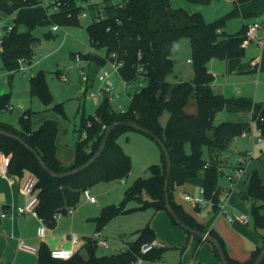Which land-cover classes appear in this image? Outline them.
Masks as SVG:
<instances>
[{"label": "trees", "instance_id": "obj_1", "mask_svg": "<svg viewBox=\"0 0 264 264\" xmlns=\"http://www.w3.org/2000/svg\"><path fill=\"white\" fill-rule=\"evenodd\" d=\"M0 0V14L12 16V29L3 36L0 50L1 68L7 71L20 69V59L32 62L35 45L41 39L34 34L38 27L52 25L76 27L81 25L80 14L90 10L93 20L87 25L89 44L92 49L84 57L88 62L96 61L104 65L110 59L122 61L120 77L137 89L124 110L116 109L105 95L94 114L81 117L80 136L75 143V159L65 165L57 156L56 141L59 123L56 119H46L37 128L33 127V110H25L18 118V125L0 121V128L22 138L34 148L47 165L56 172L72 170L91 158L99 148L106 128L118 121H134L149 129L166 144L172 159L169 182V199L178 218L191 228L208 232L222 245L227 260L231 264H253L262 246L254 250L249 259L239 261L229 255L226 243L218 231L209 229L175 201L174 190L188 181L201 180L204 197L214 207H218L221 197L220 176L224 173L223 153L229 142L236 136L250 133L253 125L249 122L224 120L214 123L216 115L223 111L252 112V122L264 137V102H257L248 96H225L212 88L214 75L209 72L212 59L227 60L242 57L245 48L241 46L248 25L232 34L224 31L229 18L240 16L239 4L249 0H231L234 7L228 13L208 21L201 12H190L183 7H172V0H100L84 4L88 0ZM190 3L207 5L211 0H187ZM56 3L58 8L54 9ZM103 9L104 17L94 20ZM249 15V14H248ZM25 27V30L21 28ZM54 34L45 31L42 37ZM191 39L194 78L189 81L172 83L169 75L174 72L172 58L182 37ZM104 49V55L97 53ZM115 54V56H113ZM143 83V85H140ZM145 83V85H144ZM31 96H38L46 105L52 103L50 90L43 71L30 78ZM191 97L196 99V112L186 111ZM12 93L0 95V113L11 105ZM59 114L64 113L63 104L52 105ZM167 111L166 125L160 121ZM136 130L125 124L117 126L111 133L102 154L82 171L65 177L51 176L41 166L37 156L16 137L0 132V153L10 155L8 174L23 175L32 172L37 177L36 190L39 197L37 212L50 228H54L58 218L76 206L81 194L102 181L120 180L127 177L132 168L131 156L119 142V136ZM213 133V137H209ZM84 133L86 136H84ZM151 137V136H150ZM152 138V137H151ZM153 139V138H152ZM154 140V139H153ZM159 145V144H158ZM187 146L190 152H187ZM160 147V145H159ZM209 149L210 158L204 159V148ZM161 150V162L149 166L150 176L137 178L126 190L119 203L102 207L94 218L96 231H101L116 215L130 211L128 203L135 199L139 208L152 206L156 211L165 210L166 157ZM252 201L251 219L258 229H264V183L258 170L250 176L249 187L242 193ZM170 214V213H169ZM173 222L177 223L170 214ZM198 239L203 238L192 234ZM156 238L154 229L147 224L137 231V238L126 249L117 254L98 255L97 240L87 236L85 243L75 250L69 259L51 256L50 248L42 243L37 251L38 264H131L140 254L141 246ZM264 244V236H263ZM212 250L219 257L217 248ZM164 248H156L148 256L161 259ZM184 264V263H182ZM215 264H223L220 262ZM261 264H264V260Z\"/></svg>", "mask_w": 264, "mask_h": 264}, {"label": "crops", "instance_id": "obj_2", "mask_svg": "<svg viewBox=\"0 0 264 264\" xmlns=\"http://www.w3.org/2000/svg\"><path fill=\"white\" fill-rule=\"evenodd\" d=\"M213 1L215 0H211L209 5L212 4ZM227 1L231 7V11L234 7V4L231 0ZM93 2L96 1H87L84 2V4H90ZM217 4L219 5L220 2H218ZM238 8L240 11V16H238V18L242 19V25L240 29L244 24L248 25L249 27L255 21H261L263 23V27L257 31L255 38L246 47H244L245 54L242 57H234L227 60L214 58L209 62L208 70L214 75L215 78L214 82L212 83V88L216 93H221L228 97L248 96L252 97L257 102H264V44L260 45L257 42L258 38H264V0H249L240 3ZM85 12L88 16V11L85 10ZM198 12H202L204 14V8L200 7L198 9ZM81 14L80 19L82 18ZM14 17V15L6 17L0 14V21L3 20L7 24L12 22ZM214 18H218L217 15ZM53 26L54 25L50 26L45 31H51L53 34H56L57 31L63 28V26L58 25L59 27L54 30L52 28ZM21 30H25V27L21 28ZM224 31L226 32L225 29ZM65 34H68V32L65 31ZM90 51H92V49ZM82 56L83 55L80 54L75 55L76 58H81ZM173 57L174 55L172 56V58ZM83 59L85 58L83 57ZM32 62L24 61L21 64L19 70L14 72L8 71L6 78H4V81H6V84L8 85L3 84V87H1L3 88V91H0V94H2L1 92L12 93L11 105H9L6 109L13 111L17 106L21 109L19 116L27 109L32 110L30 105L27 106L28 102L30 103L32 96L30 93V80H26L27 78L24 77L26 75L21 76V72H19L18 74L17 72L22 68H25L24 63L31 65ZM188 62H192V60L188 58ZM1 66L2 65L0 63V70L2 69ZM174 76L177 80L172 83L189 81L179 78L178 74ZM193 76L190 80L194 78ZM67 78L68 77L64 75V79L67 80ZM19 88L21 89L22 93L19 91ZM242 113L244 114H237V116L235 117H230V114H227L226 116L228 120L252 123V131L245 134H252L254 137H256L257 135V141H261V143L264 142V137H262L259 130L254 127V123L252 122V112L246 111ZM35 116L36 115H32V120L35 118ZM40 116L43 117H41L37 126L34 123L35 119L33 120L34 128H37L44 120L52 119L49 118L50 116H46L45 114ZM0 121L10 123L15 126L18 125V122L16 123V121H12V119L9 121L7 118H2L1 116ZM60 129L61 128L59 124V131L56 141L57 156L65 165H69L72 162L73 155L71 156V158L65 159L63 155L58 154L59 146L61 145V138H59ZM62 137L65 138V135H63ZM78 140L79 137L74 142V145ZM62 147L63 150H69V148H65L64 146ZM260 147L262 149L260 148L261 152L259 154V157L260 160H263L264 146L261 145ZM73 150L75 152V146L73 147ZM247 154L248 153H245L243 154V156H240L245 158V161L243 163V174L236 180L235 185L231 187V180L228 179L224 183V185L220 184V202L225 205L224 212H222L219 208L220 204H218V207L216 208L209 200L207 204L203 206L205 208H209L207 213L204 212V208L201 205H193L192 203L184 200L185 193L192 194V192L198 189L200 194L201 190H203L201 180L188 181L183 185L177 186L174 190L175 201L181 204L186 209V211L192 214L199 222L205 224L206 227L218 231L226 243L229 255L239 261H246L247 259H249L252 252L263 245L264 236V229H258L252 223V201L250 199L244 198L242 194L249 187L250 176L253 171L258 170L259 175L264 183V176L260 172L256 160H254V155L251 154L250 157H246ZM226 166H228V163H225L223 169H225ZM231 170L232 171L230 174L235 175L237 173V166L231 167ZM233 170H235V173L233 172ZM132 173L133 161L131 171L125 178L127 179ZM10 177L0 176V264H38L37 251L42 243H45L50 248V250L55 248H73L77 250L85 243V238L87 236L94 237L95 235H99L101 238L102 230L96 231V222L94 220L93 234L87 235L86 231L82 230V224L85 223L87 217L95 218L96 216H98L102 208H100L97 215H93L96 213H93L92 211L90 213H87L86 211L81 210L77 204L76 206L72 207V212H70V208L66 213H71L72 215L69 222L65 223L62 218L64 215H61L58 218L56 226L54 228H50L44 221H41L39 217H36L30 213H20L18 211L19 207L24 206L27 203V201L29 200V196L22 193L20 189L22 176L15 174L11 175ZM123 180L124 178L122 180H115V184L107 186V189H105L104 193L110 194L113 198H119L120 202L123 199L122 196H124L127 188L129 187L127 183H121V181ZM97 187H100V189L102 190L104 186ZM113 190H116L118 194L113 192ZM89 194L91 196H94L90 193V191ZM86 198L88 199L90 204H95L97 202V199L96 202H92L87 196ZM111 200L112 199L109 197V199H107L105 202L111 204ZM261 212L264 213V207L262 208ZM4 213L6 214L5 216H3ZM154 213L155 219L150 226L156 233L155 239L159 240L163 244L164 251L161 259L166 264L170 263L164 257V253L168 248L171 247L178 249V251H182L179 254L180 260L177 262L178 264H215L220 262V257L215 255L212 250V244L209 241L203 239V241L199 242L197 238L190 236L188 234V230H186L182 226L174 224L175 222H173V220L165 214V210H155ZM242 214L246 215V217L248 218L247 221H243L240 218ZM91 215H93L94 217ZM42 224H44L45 226V232L43 235H39L38 228ZM78 230H81V233H79ZM74 234L77 235L78 238V242L76 244L72 241V236ZM20 242H24L25 244L33 246L34 248H36V250L34 252L27 251L20 247Z\"/></svg>", "mask_w": 264, "mask_h": 264}, {"label": "rangeland", "instance_id": "obj_3", "mask_svg": "<svg viewBox=\"0 0 264 264\" xmlns=\"http://www.w3.org/2000/svg\"><path fill=\"white\" fill-rule=\"evenodd\" d=\"M90 1L92 0H88V2ZM93 1L98 2L99 0ZM218 2H220L219 5L217 4ZM171 5L172 7L176 8L183 7L190 12H197L200 7L204 8V14L202 12L201 13L208 21L215 19L214 17H216V15L217 17H220L221 15L228 13L231 9L227 0H215L210 5L194 4L188 2L187 0H172ZM87 11L88 16L81 18L80 26L63 27L50 38L42 37L43 32L47 29V27H38L35 29L33 31L34 34L41 39L35 45V55L33 57V62L31 65L24 63L25 68H22L17 72V74L21 72V76L26 75L24 76L27 78L26 80H30L31 76L36 75L39 71L44 72L50 90L52 103L46 105L38 96H32L30 103L28 102L27 106L30 105L33 110V115H36L34 118V123L36 126L38 125L41 117H43L40 115L43 114L46 116L48 115L50 116L49 118L56 119L58 121L61 128L59 137L61 138V145L59 146L58 154L63 155L65 159L71 158L73 155L72 162L70 164H72L75 159L73 147L74 142L78 139L80 134L79 128L81 117L83 114L86 116L94 114L96 108L104 96L101 90V82L98 79L99 75L104 70L112 71V66L109 62L101 65L96 61L88 62L87 60L83 59V57H79L80 59L75 57L76 54L84 56L91 50L86 28L87 25L92 22L93 15L91 14L90 10L87 9ZM241 25L242 19L233 17L227 20L224 29L227 33H235L240 29ZM65 31H67L68 34H65ZM104 52V49L97 51V53L101 55H104ZM173 55L174 73L169 75V80L171 82L176 81L177 79L174 75L177 74L181 79L190 80L194 75L193 62H188V58L192 59V45L190 37L184 36L181 38L180 43ZM82 69L85 71V74L88 77L87 82L82 80ZM7 72L8 71L6 69L0 70V91H3V88L1 87H3V84H6L4 78H6ZM64 75L68 77L67 80L64 79ZM112 80L115 85V94L110 95L111 104L118 110L127 108L130 102V95L135 91V89H137V85L133 84V86L130 88L125 89L124 80L117 72L112 74ZM19 91L21 92L20 88ZM92 92L94 93L93 95ZM1 93L4 94L5 92ZM56 103L63 104V114H59L54 109H52V105ZM185 109L189 113L196 112L195 97L190 98ZM20 110L21 109L17 106L13 111L4 109L1 111L0 116L2 118H7L9 121L12 119V121H16L17 123ZM242 112L246 111L229 112L223 110L216 115L214 123L218 124L224 120L232 121L228 120L226 116L227 114H230V117H235L237 114H244ZM168 117L169 113L165 111L160 117L161 123L166 125ZM63 135H65V138L62 137ZM256 138H258L257 135L254 137L252 134H243L236 136L229 142L227 151L223 153L224 162L228 163V166L225 167V172L219 178V183L221 185H224L227 179L230 180L229 176L231 175L230 173L232 171L231 167H235L238 158L243 156L245 153L254 155V160H256L260 172L264 176V158L263 160H260L259 157L261 152L260 146H264V142L261 143V141H257ZM119 141L123 148H125L124 150L131 155L133 161V173L127 179L124 178V180L121 181L122 184L127 183L128 186H130L135 181V179L139 177H149L151 174L149 166L154 163L161 162L160 147L158 143L148 134L139 130L131 129L122 133L119 136ZM62 146L69 148V150H63ZM186 149L187 152H190L189 146H187ZM203 157L204 159L210 158L209 149L207 147L204 148ZM233 172L235 173V170H233ZM112 184H115V180L102 181L89 189L90 193L97 199L95 204H90L85 196V193L83 192L81 194L78 207L87 213L92 211L93 213H96L93 215H97L100 208L109 204L105 202L107 199H109V197L112 199L111 201L113 203H119V198H113L110 194L104 193L105 189H107V186H111ZM97 186L104 187L101 190L100 187ZM113 192L118 194L116 190H113ZM192 194L198 196L199 190L196 189L194 192H192ZM123 197L124 196H122V198ZM139 205L140 204L137 200H131L127 205V207L131 208V210L116 215L102 229L101 238L106 239L109 245L107 247L98 245L96 251L98 255H112L119 253L122 251V249L127 248L129 242L131 243L137 238V231L139 229L144 228L147 224L152 225L155 219V209L152 206L139 208ZM203 208L204 212L207 213L209 208ZM165 212V214L169 216L170 219H172L170 214L167 211ZM71 217L72 215L69 213L65 214L62 218L66 223L70 221ZM93 220L94 218L87 217L85 223L82 224V230L86 231L87 235L94 233ZM174 224L180 226L178 223ZM78 232L81 233V230H78ZM181 252V250L178 251V249L171 247L165 251L164 257L170 264H178L177 262L180 260L179 254Z\"/></svg>", "mask_w": 264, "mask_h": 264}, {"label": "built area", "instance_id": "obj_4", "mask_svg": "<svg viewBox=\"0 0 264 264\" xmlns=\"http://www.w3.org/2000/svg\"><path fill=\"white\" fill-rule=\"evenodd\" d=\"M115 2H117L118 0H114ZM55 0H46L45 4L47 3H54ZM59 3H56L54 6V9L58 8ZM82 17H86L87 13L84 11L81 14ZM104 17V11L103 9L100 10V13L98 16L94 17V20H100L101 18ZM59 26L58 25H54L52 28L54 30H56ZM263 27V23L261 21H255L254 23H252L249 27L248 30L246 32L245 38L242 41L241 46L242 47H246L254 38L255 35L257 33V31L259 29H261ZM12 29V23H7L5 21H0V50H1V46H2V42H3V36L7 31H10ZM258 44L263 45L264 44V38H258L257 39ZM113 56H115V54H113ZM20 64H22L24 62L23 59L19 60ZM111 66H112V71L110 70H104L100 75H99V81L101 82V90L102 93L107 95L109 98H111L110 95H114V90H115V85L114 82L112 80V74L114 72L119 71V68L123 65L122 61L119 60H112L110 59L108 61ZM81 75H82V80L84 82H87L88 77L85 74L84 70H81ZM124 85H125V89L130 88L131 86H133L131 83H128L126 81H124ZM140 85H143V83H140ZM94 93L92 92V95ZM124 110V109H122ZM84 136H86V134L84 133ZM251 154H247L246 157H250ZM245 161V158L240 157L238 158L237 161V173L235 175H230V180H231V187H233L235 185V182L238 178L241 177V175L243 174V163ZM10 164V155L5 154L3 152L0 153V176L3 177H10V175L8 174V166ZM11 179V177H10ZM37 177L35 174H33L32 172L29 171H25L24 174L21 177V182H20V189L22 191V193H24L25 195L29 196V200L27 201V203L24 206H21L18 208V211L20 213H30L36 217H39L38 212H37V207L39 205V197L37 194V190H36V185H37ZM85 195L92 201V202H96V198L94 196H91L89 194L88 190L84 191ZM184 200L192 203L193 205H201L204 206L207 204L208 200L204 197L203 194V190H201L200 194L198 196H195L194 194H190V193H185L184 194ZM220 204V209L222 212L225 211V205L222 204V202L219 203ZM72 208L70 209V212H72ZM6 214L4 213L3 216H5ZM40 218V217H39ZM240 218L243 221H247L248 218L246 217V215L242 214L240 216ZM231 219V218H230ZM41 221H43L42 218H40ZM45 232V226L44 224H42L39 228H38V234L39 235H43ZM94 238L97 240V243L99 245H103V246H108V242L106 239L100 238L99 235H95ZM72 241L73 243H77L78 242V238L77 235H73L72 236ZM20 247L30 251V252H34L36 250V248H34L33 246H30L28 244H25L24 242H20ZM163 247V244L157 240V239H153L150 242H145L140 249V254L137 255V257L131 262V264H166L162 259H152L148 256V254L151 253V251H153L156 248H161ZM75 254V249H66V248H55L51 250V256L54 258H58V259H69L71 258L73 255Z\"/></svg>", "mask_w": 264, "mask_h": 264}, {"label": "water", "instance_id": "obj_5", "mask_svg": "<svg viewBox=\"0 0 264 264\" xmlns=\"http://www.w3.org/2000/svg\"><path fill=\"white\" fill-rule=\"evenodd\" d=\"M127 125L130 127L135 128L136 130L142 131L146 134H148L149 136H151L159 145L160 147L163 149L165 157H166V163H167V168H166V177H165V199H166V207L169 211V213L175 218V220L177 221V223L182 226L183 228H185L186 230H188L189 232H191L192 234H195L197 236L202 237L203 239H206L207 241H209L211 244H213L219 253V257L220 260L223 264H231L229 263V261L227 260V257L224 253V250L222 248V245L220 244L219 240L217 238H215L214 236H212L211 234H209L208 232H202L198 229L195 228H191L190 226L186 225L183 221H181L178 216L176 211L174 210V208L171 205L170 199H169V191H168V187H169V182H170V175H171V171H172V159H171V155L170 152L166 146V144L164 143V141L158 137L157 135H155L152 131H150L149 129L139 125L138 123L134 122V121H130V120H126V121H118V122H114L113 124L109 125L105 132H104V136L102 139V142L99 146V148L96 150V152L91 156V158L89 160H87L84 164L72 169V170H68L65 172H56L54 170H52L47 163L43 160V158L38 154V152L32 148L31 146H29L22 138L15 136L14 134L5 131L3 129L0 128V132L4 133L8 136L11 137H16L17 139H19L23 144L26 145V147L28 149H30L38 158L41 166L43 167V169L45 171H47L51 176L54 177H65L71 174H75L79 171L84 170L85 168H87L89 165H91V163H93L103 152L104 148L106 147V144L108 142V139L111 135V133L113 132V130L119 126V125ZM209 137H213V133H209ZM227 159V158H225ZM264 260V244L262 247V250L258 256V258L255 260V262L253 264H261L262 261Z\"/></svg>", "mask_w": 264, "mask_h": 264}]
</instances>
